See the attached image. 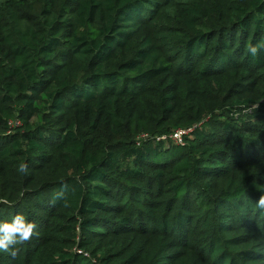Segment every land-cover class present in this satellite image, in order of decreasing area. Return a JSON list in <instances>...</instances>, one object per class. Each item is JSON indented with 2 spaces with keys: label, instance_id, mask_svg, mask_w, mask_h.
<instances>
[{
  "label": "trees",
  "instance_id": "16d2710c",
  "mask_svg": "<svg viewBox=\"0 0 264 264\" xmlns=\"http://www.w3.org/2000/svg\"><path fill=\"white\" fill-rule=\"evenodd\" d=\"M163 1L0 0V264H264V0Z\"/></svg>",
  "mask_w": 264,
  "mask_h": 264
},
{
  "label": "clouds",
  "instance_id": "9594fccd",
  "mask_svg": "<svg viewBox=\"0 0 264 264\" xmlns=\"http://www.w3.org/2000/svg\"><path fill=\"white\" fill-rule=\"evenodd\" d=\"M264 48V40L255 45H249L248 51L256 56L260 49ZM20 173L28 171V165L21 163L18 166ZM258 206L264 208V195H261L258 201ZM37 225L34 222H29L23 215H16L11 222H0V252H7L15 258L20 249L15 247L29 242L33 237L38 236L36 231Z\"/></svg>",
  "mask_w": 264,
  "mask_h": 264
},
{
  "label": "rangeland",
  "instance_id": "374dc122",
  "mask_svg": "<svg viewBox=\"0 0 264 264\" xmlns=\"http://www.w3.org/2000/svg\"><path fill=\"white\" fill-rule=\"evenodd\" d=\"M1 1H4V0H1ZM153 1H155L156 3H159V4H160V2L162 3L161 6H160L161 7L160 9H163L162 5L166 2V1H163V0H153ZM176 3H177V0H171V5L169 6L170 7L169 9L170 10L173 9V7L176 5ZM174 9H176V8H174ZM192 239H194V241L196 242L197 239H199V236H192ZM195 242L194 243L191 242V244H190V246L188 248L189 249V253H190L191 257L193 258V260L199 259V257H197L195 255V251H196ZM108 243L109 242H107V244ZM261 244H263V242H261ZM110 245L115 247L116 249H119L121 247V245H124L123 248L124 247H126V248L129 247L128 240L125 239V238H122V237L120 238V240L117 243L115 241H113V242L110 243ZM172 249H173L172 251H175V250H179L180 248L173 242ZM188 249H184V250H188Z\"/></svg>",
  "mask_w": 264,
  "mask_h": 264
},
{
  "label": "built area",
  "instance_id": "2783aa9c",
  "mask_svg": "<svg viewBox=\"0 0 264 264\" xmlns=\"http://www.w3.org/2000/svg\"><path fill=\"white\" fill-rule=\"evenodd\" d=\"M194 128H195V126L194 127H190V128H186V129H177V130L171 132L168 135L157 137L156 140L157 141H159V140H161V141L169 140V141H172L174 144L183 145V138L184 137H189L191 135V133H192ZM146 137H147V135H140L138 137V140L145 139Z\"/></svg>",
  "mask_w": 264,
  "mask_h": 264
}]
</instances>
